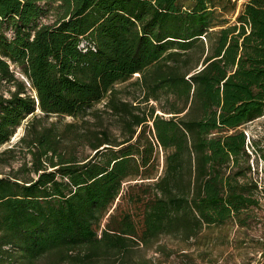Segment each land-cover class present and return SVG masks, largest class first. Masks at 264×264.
<instances>
[{"label":"trees","instance_id":"trees-1","mask_svg":"<svg viewBox=\"0 0 264 264\" xmlns=\"http://www.w3.org/2000/svg\"><path fill=\"white\" fill-rule=\"evenodd\" d=\"M238 2L0 0V147L32 115L31 166L0 175V264H198L204 228L245 224L264 0ZM104 110L118 133L86 117Z\"/></svg>","mask_w":264,"mask_h":264},{"label":"rangeland","instance_id":"rangeland-1","mask_svg":"<svg viewBox=\"0 0 264 264\" xmlns=\"http://www.w3.org/2000/svg\"><path fill=\"white\" fill-rule=\"evenodd\" d=\"M241 1L239 0L238 2V8ZM51 19L52 15H47L43 18L44 21H50ZM135 76L136 74L129 80H133ZM117 87L121 88L119 93L122 98H131L132 95L129 92L132 89L135 90L133 83H119ZM103 106V102L96 104V107L99 108ZM38 111L40 112L39 109ZM86 117L91 120V124L93 122L97 124L105 123L111 127L113 132L118 133L119 131L115 123V116L106 110L100 112L99 116L95 117L91 114ZM31 118L32 115L25 119L21 126L18 127L12 139L0 147V150L8 147L15 148L13 152L14 157L11 158V162L0 164V175L8 174L12 169L19 168L23 164L31 166V153L26 144L23 143L21 145L20 142L21 136L26 132V126L31 121ZM42 118L41 122L48 124L49 122L57 121L60 127L64 122L72 120V116L70 115H50L48 117L42 116ZM244 129L255 138H262L264 136V114L247 122L244 125ZM252 165V169H254L253 176L258 183L256 194L259 198V205L252 207L243 226L237 222H228L223 226H208L204 228L199 240L194 241L188 250L194 254L195 261L198 264H256L262 258V252L264 251V159L256 157ZM31 175L35 176V173L32 172ZM160 241L166 242L171 247L178 245L177 239L171 236H163L160 238ZM181 247L184 246L182 245ZM146 253L148 256L158 254L153 249L146 250Z\"/></svg>","mask_w":264,"mask_h":264}]
</instances>
